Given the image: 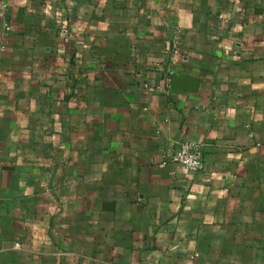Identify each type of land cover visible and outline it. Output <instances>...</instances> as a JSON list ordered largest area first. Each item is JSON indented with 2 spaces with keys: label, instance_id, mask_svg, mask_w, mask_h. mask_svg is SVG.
I'll return each instance as SVG.
<instances>
[{
  "label": "crops",
  "instance_id": "1",
  "mask_svg": "<svg viewBox=\"0 0 264 264\" xmlns=\"http://www.w3.org/2000/svg\"><path fill=\"white\" fill-rule=\"evenodd\" d=\"M1 1L0 264H264V0Z\"/></svg>",
  "mask_w": 264,
  "mask_h": 264
},
{
  "label": "built area",
  "instance_id": "2",
  "mask_svg": "<svg viewBox=\"0 0 264 264\" xmlns=\"http://www.w3.org/2000/svg\"><path fill=\"white\" fill-rule=\"evenodd\" d=\"M48 8L49 7H47L44 11L46 14L51 13L50 9ZM6 9L7 3L5 1H1L0 17H3ZM5 29L6 31L12 30L8 24H5ZM64 31L67 32V30ZM167 158V162L180 165L189 172L201 171L204 168L200 147L193 143H180L178 149L172 152ZM16 246L19 245L17 244Z\"/></svg>",
  "mask_w": 264,
  "mask_h": 264
}]
</instances>
